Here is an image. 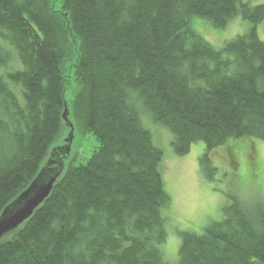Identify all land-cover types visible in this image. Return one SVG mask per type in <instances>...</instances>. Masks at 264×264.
Wrapping results in <instances>:
<instances>
[{
  "label": "trees",
  "instance_id": "obj_1",
  "mask_svg": "<svg viewBox=\"0 0 264 264\" xmlns=\"http://www.w3.org/2000/svg\"><path fill=\"white\" fill-rule=\"evenodd\" d=\"M237 18L249 30L220 49L196 26ZM263 22L249 0H0V215L66 133V105L98 143L0 243V264H171L164 152L141 114L176 156L204 142L210 181L214 150L264 142ZM228 198L202 234L178 232L174 264H264V201Z\"/></svg>",
  "mask_w": 264,
  "mask_h": 264
},
{
  "label": "rangeland",
  "instance_id": "obj_2",
  "mask_svg": "<svg viewBox=\"0 0 264 264\" xmlns=\"http://www.w3.org/2000/svg\"><path fill=\"white\" fill-rule=\"evenodd\" d=\"M249 1L264 4V0ZM196 26L204 39L218 49L249 30V24L240 18L223 30L216 29L205 20H198ZM259 34L264 41V22L259 27ZM72 96L69 90L68 101ZM141 118L146 129L153 134L155 143L164 152L165 189L172 203L163 212L168 223V239L163 250L167 260L174 264L181 244L179 233L202 234L212 222L220 221L223 218L222 209L229 202L228 193L244 200L259 198L261 202L264 201V142L252 139L229 141L228 145L214 150L212 159L218 172L210 181L200 167V159L205 151L204 142L195 143L189 154L176 156L171 147V132L156 124L148 113L141 114ZM67 136L68 130L54 147L64 146ZM97 147L98 143L92 135L83 136L75 131L70 161L79 155V162H84ZM230 154L236 157L232 158Z\"/></svg>",
  "mask_w": 264,
  "mask_h": 264
},
{
  "label": "water",
  "instance_id": "obj_3",
  "mask_svg": "<svg viewBox=\"0 0 264 264\" xmlns=\"http://www.w3.org/2000/svg\"><path fill=\"white\" fill-rule=\"evenodd\" d=\"M62 119L68 130L65 145L51 149L48 158L29 187L1 213L0 243L26 225L35 212L49 199L54 188L65 175L71 160L76 131L67 105Z\"/></svg>",
  "mask_w": 264,
  "mask_h": 264
},
{
  "label": "flooded vegetation",
  "instance_id": "obj_4",
  "mask_svg": "<svg viewBox=\"0 0 264 264\" xmlns=\"http://www.w3.org/2000/svg\"><path fill=\"white\" fill-rule=\"evenodd\" d=\"M257 158V157H256Z\"/></svg>",
  "mask_w": 264,
  "mask_h": 264
}]
</instances>
